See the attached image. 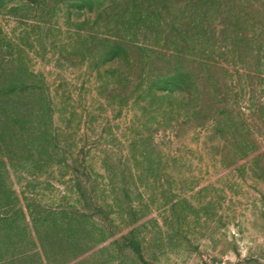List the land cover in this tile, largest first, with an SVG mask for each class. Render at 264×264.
<instances>
[{"label": "rangeland", "instance_id": "1", "mask_svg": "<svg viewBox=\"0 0 264 264\" xmlns=\"http://www.w3.org/2000/svg\"><path fill=\"white\" fill-rule=\"evenodd\" d=\"M0 103V264H264V0H0Z\"/></svg>", "mask_w": 264, "mask_h": 264}, {"label": "trees", "instance_id": "2", "mask_svg": "<svg viewBox=\"0 0 264 264\" xmlns=\"http://www.w3.org/2000/svg\"><path fill=\"white\" fill-rule=\"evenodd\" d=\"M8 96H9V92L7 93L6 97H8ZM1 106L3 108H0V112H1L0 114H7L8 115V113L10 112V109L8 108V106H4V104H1Z\"/></svg>", "mask_w": 264, "mask_h": 264}]
</instances>
